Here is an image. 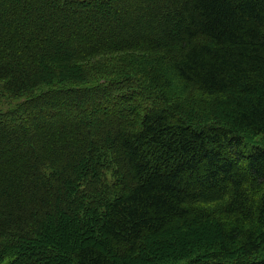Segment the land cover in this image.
<instances>
[{"label":"trees","instance_id":"1","mask_svg":"<svg viewBox=\"0 0 264 264\" xmlns=\"http://www.w3.org/2000/svg\"><path fill=\"white\" fill-rule=\"evenodd\" d=\"M0 264H264V0H0Z\"/></svg>","mask_w":264,"mask_h":264},{"label":"rangeland","instance_id":"2","mask_svg":"<svg viewBox=\"0 0 264 264\" xmlns=\"http://www.w3.org/2000/svg\"><path fill=\"white\" fill-rule=\"evenodd\" d=\"M132 58H134V57H132ZM133 61H135V64L136 63H138L137 65H135L134 63H133ZM142 62L143 61H141L140 59H131V58H128V57H125V58H122V59H118V61H112V63H109V65L110 66H113V67H116V65H118V64H121V63H123V64H127V65H129L130 67H132V66H134V67H132V68H137L138 66H139V64H142ZM143 64H147L146 62H144ZM104 64L103 63H96V64H93L91 67H90V69H91V72H94V71H108L109 72V69H107V68H104V66H103ZM101 68H103L102 70H101ZM144 69V68H143ZM110 71H113V70H110ZM131 71V70H130ZM11 104H15V103H6L5 104V108L6 107H10L11 106Z\"/></svg>","mask_w":264,"mask_h":264}]
</instances>
